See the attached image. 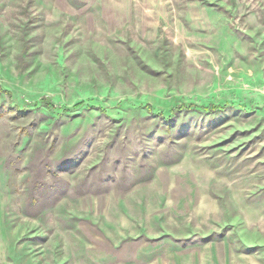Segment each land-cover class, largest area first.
I'll use <instances>...</instances> for the list:
<instances>
[{"label":"rangeland","instance_id":"1","mask_svg":"<svg viewBox=\"0 0 264 264\" xmlns=\"http://www.w3.org/2000/svg\"><path fill=\"white\" fill-rule=\"evenodd\" d=\"M66 4L0 0V264H264V0Z\"/></svg>","mask_w":264,"mask_h":264},{"label":"crops","instance_id":"2","mask_svg":"<svg viewBox=\"0 0 264 264\" xmlns=\"http://www.w3.org/2000/svg\"><path fill=\"white\" fill-rule=\"evenodd\" d=\"M60 2H66V10L68 13L73 15H83V16H91L96 15L97 17L100 16V21L105 24V26L111 29V30H119L123 25L128 24L130 22L131 16L134 14V10H132V0H57ZM68 5V6H67ZM130 193V192H129ZM128 193V194H129ZM125 237V236H124ZM137 238V237H136ZM124 241L113 243L111 246L115 249H118V247L121 248ZM135 242L134 244H136ZM117 244V245H115ZM153 250L150 251L148 254H154L156 255V248L154 245ZM150 246V247H152ZM146 248V246H142L140 244L135 252L133 253V259H139L142 255V251ZM142 250V251H141ZM116 254H115V253ZM112 254H105V253H99L98 256H103L105 258L103 264H126L128 261H130V256L132 254V251L127 245L126 247H123V250H120V252L117 250H114ZM114 253V255H113ZM118 254H121V256H118ZM154 255L151 257L153 258ZM159 255V254H158Z\"/></svg>","mask_w":264,"mask_h":264}]
</instances>
